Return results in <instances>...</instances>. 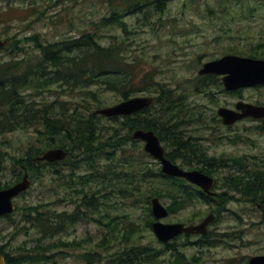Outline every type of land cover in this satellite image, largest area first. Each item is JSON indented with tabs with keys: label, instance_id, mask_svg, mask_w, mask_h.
I'll list each match as a JSON object with an SVG mask.
<instances>
[{
	"label": "rangeland",
	"instance_id": "rangeland-1",
	"mask_svg": "<svg viewBox=\"0 0 264 264\" xmlns=\"http://www.w3.org/2000/svg\"><path fill=\"white\" fill-rule=\"evenodd\" d=\"M123 2L112 0L110 5L106 0H0V15H5V19H0V41L3 42L0 62L24 56V52L19 51L22 46L34 58L38 49L28 38L35 34L42 41L54 42L64 36L87 31L95 35L102 46H112L117 51L115 57L121 63H127L125 68L128 72L136 71L138 76L152 72L155 81L162 84L161 89L170 90L183 110L190 113L182 125L172 130L181 132L183 139L190 137L194 143V154L197 158L203 157L202 162H192L191 166L181 164V158H175V161L190 168L207 164L209 174L215 178L211 188L215 199L219 203H222V197L226 200L221 207L214 201L196 200L162 218L161 222H179L186 226L197 224L212 214L214 218L208 224L207 232L210 231L209 237L217 240L200 246L193 243L199 240L198 233L181 234L172 252L170 246L159 243L152 228L146 227L149 217L146 207L133 206L129 198L115 189L114 174L102 183L92 179L86 182L89 188L84 189L89 192L95 189L98 210L104 216L103 222L108 220L109 226L100 224L94 218L97 216L96 209L80 205L77 176H74L75 180L68 177L57 180L48 168L43 178L34 180L25 192L17 196L16 207L20 208L10 216L0 217V246L11 257L24 254V250L37 252L38 248L40 255L49 257L27 264H99L96 252L102 250L98 244L103 234L110 233L111 241L106 247L113 252L119 247L118 239L122 231L126 232L132 222L134 230L131 237L137 244L141 242L158 249L159 264H182L176 259L177 253H182L189 264H247L251 256L264 254V202L251 201L226 185V180L237 170L244 176L252 170H264L262 120L246 117L225 124L218 115V109L221 106L235 108L238 101L264 106V86L229 91L219 75L205 78L208 84L204 87L197 88L196 85L208 75L198 74L204 62L227 53L253 56L250 55L252 52L248 53L249 49L264 51V0H170L164 11L152 15L127 13L120 6ZM111 8L118 12L115 15L124 25L101 24L103 17L112 16ZM259 45L261 48H258ZM79 54L78 49L69 53L73 57ZM96 83L89 87L92 93H83L79 87L56 82L51 90L33 91L36 95L29 97L37 101L35 105L53 103L55 107L62 105L64 108L82 105L91 110L122 100L120 92L108 89L103 83ZM158 91L154 87L152 92L144 89L138 95L156 96L160 94ZM94 94L100 102L93 100ZM58 101H65V104ZM96 121L106 135L110 130L105 128L112 124L120 125L107 117H99ZM122 130L125 133L126 129ZM32 137L33 128L0 135V147L4 152L0 162L1 182L12 179L13 157L24 152ZM165 139L166 136L163 144L171 150ZM147 157L157 167L160 165L154 158ZM99 162L96 160L93 164L105 172L108 160L101 158ZM79 165L74 168L78 175L89 171L97 174L93 168L89 169L90 165L85 161H79ZM71 168V163H66L60 169L69 173ZM66 180L70 182L67 186ZM160 202L165 206L170 204L168 198H161ZM37 204L43 205L42 209L49 210L52 215L65 213V229L46 236L31 222L23 220V210ZM76 210L78 214L71 215ZM83 211L87 213L86 218L81 217ZM115 225L120 226L121 231L113 230ZM187 236H190L188 240L191 244H183ZM192 255L197 258L191 259Z\"/></svg>",
	"mask_w": 264,
	"mask_h": 264
},
{
	"label": "trees",
	"instance_id": "trees-1",
	"mask_svg": "<svg viewBox=\"0 0 264 264\" xmlns=\"http://www.w3.org/2000/svg\"><path fill=\"white\" fill-rule=\"evenodd\" d=\"M106 1L112 5V0ZM122 1L124 2L120 6H123L122 9L127 13L143 12L145 15H152L164 11L170 0ZM224 11L228 13L227 9ZM112 13V16L103 17L101 24L103 26L112 23L124 25L118 15H115L118 12L112 10ZM0 19H5V15L3 17L0 15ZM28 39H31L38 49L34 58L31 57L30 52H26V47L22 46V49L20 46L19 51L24 52V56L0 62V135L18 129L33 128V137L28 147L21 155L13 157L12 179L0 181V188L21 179L25 172L29 173L32 182L43 178L47 172L46 167L55 166L56 163L39 161L37 157L50 147L62 146L69 149L66 160L74 158L71 162L72 170L69 173L56 167L50 170L57 180H63L66 177L75 180L74 176H77L80 182V190L78 189L81 195L80 205L96 209L97 216L94 218L96 217L95 219L100 224L104 223L109 226L108 220L106 223L103 222L104 216L101 210H98V196L95 189L90 192L84 189L89 188L86 182L95 179L96 182L102 183L105 179L110 180L111 174L115 175L113 185L118 192H122L124 197L129 198L133 206L146 207L149 215L146 222L148 228H151L153 221L150 200L154 196L170 200L167 206L170 214L175 210L185 208L196 200L206 203L214 201L221 207V204L226 201L224 197L221 198L222 203H219L216 197L206 195L199 187L188 183L185 179L164 175L160 166L157 167L148 159L149 155L143 152L141 143L137 139H132L131 134L134 129H152L162 140L166 136L165 140L171 146V150H167L166 155L171 160L182 158V164L187 165L203 160V157L197 158L194 154V143L189 139L190 137L183 139L181 132L172 130L182 125L186 118L190 117V113L183 110L181 103L177 101V97L172 96L170 90L161 89L162 84L155 81L152 72L147 71L141 76H138L136 71L128 72L125 68L127 63H121L120 59L115 57L114 54H117V51L112 46H102L96 40L95 35L87 31H79L78 34L64 36L54 42L42 41L37 34ZM258 48H261V45ZM74 49H78L80 54L73 57L69 53ZM249 50L251 51L248 53L252 52L250 55L264 57V51ZM205 78H215V75L202 78L203 81L200 80L197 83V88L208 84L205 83ZM56 82L71 84L74 88L79 87L83 93H87L90 86L100 82L108 89L120 92L122 99H127L144 89L152 92L154 87L158 88L160 94L154 96L153 104L141 112L108 118L113 122H119L120 125L112 124L111 127L105 128L110 130L106 135L103 134L102 126L99 123L97 125L96 121L104 116L93 113L100 106L91 110L82 105H76L77 107L74 108H64L62 105L55 107L53 103L35 105L37 101L29 97L34 94L33 91L40 93V91L51 90V86ZM96 98L94 94L93 100L100 102ZM83 100H85L84 97ZM58 102L65 104V101ZM261 120L260 131L264 133V119ZM122 128L126 129L125 133ZM0 149L2 150V153L0 151L1 162L4 152L1 147ZM101 158L108 160L105 164V172L93 164L96 160L99 162ZM81 160L90 165L89 169L96 170L97 174L94 175L89 171L78 175L74 168L80 166L79 161ZM197 168L210 173L205 163ZM65 183L66 186L70 184L68 180ZM226 185H230V188L239 191L251 201L255 199L260 203L264 202V170L262 169L249 171L246 176L231 175L226 180ZM97 190L99 192V189ZM42 207L41 204L30 205V208L23 210L22 219L31 222L46 236L62 232L65 229V213L52 215L49 210L42 209ZM77 214L76 210L71 215L76 216ZM81 217L86 218L87 213L83 211ZM67 218L70 219V215H67ZM129 225L131 226L126 229V232L122 231L118 239L119 247L113 252L110 251V247H106L111 241L110 233L103 234L98 244L99 249L102 250L96 252L99 254L97 257L99 264H159L157 260L159 250L141 242L137 244L131 237L134 230L132 222ZM121 229L116 225L113 228L116 231H121ZM209 234L210 231L199 235V240L193 243H198L200 246L212 244L217 239L209 237ZM179 237L180 235L169 245L172 252L177 246L175 242ZM189 238L190 236H187L183 244L187 242L191 244ZM0 251L6 256V264H27L49 258L46 255H40L39 248L37 252L24 250L25 253L17 257L9 256L2 250V246H0ZM175 256L182 264H189L188 259L182 253H177ZM195 258L197 257L192 255L191 259Z\"/></svg>",
	"mask_w": 264,
	"mask_h": 264
},
{
	"label": "water",
	"instance_id": "water-1",
	"mask_svg": "<svg viewBox=\"0 0 264 264\" xmlns=\"http://www.w3.org/2000/svg\"><path fill=\"white\" fill-rule=\"evenodd\" d=\"M2 44L3 42L0 41V45ZM206 73L224 74L223 82L226 89L263 84L264 59L227 54L221 58L205 62L199 69V74ZM152 101L153 97L151 96H136L122 100L111 106L99 108L96 112L106 116L129 115L149 106ZM237 108H241L242 112L239 113L230 108L221 107L218 113L223 117L225 123H232L246 115L255 117L264 116V106L238 102ZM133 137L142 139L145 142L144 149L161 161L162 170L165 173L185 177L192 183L201 186L204 191H210V188L214 184V179L196 169L184 170L177 164L168 160L164 155V149L160 140L153 130L136 129L133 132ZM65 156L66 152L58 147L45 151L40 158L48 161H56L63 159ZM29 184L30 179L25 175L22 180L15 184L0 189V215L10 213L14 210L13 198L27 189ZM152 212L157 218H161L168 213L167 209L160 203L157 197L152 199ZM213 218L214 216L210 214L201 222L186 226L182 223L167 224L161 221H155L153 223V229L161 240H167L180 232L204 233L207 230V224L213 220ZM0 264H4V256L1 252ZM248 264H264V255L251 257Z\"/></svg>",
	"mask_w": 264,
	"mask_h": 264
},
{
	"label": "bare ground",
	"instance_id": "bare-ground-1",
	"mask_svg": "<svg viewBox=\"0 0 264 264\" xmlns=\"http://www.w3.org/2000/svg\"><path fill=\"white\" fill-rule=\"evenodd\" d=\"M44 92H45V91H44ZM85 108H86V107H85ZM85 108H84V109H85ZM166 128H167V127H166ZM62 149L66 152V154L69 153V152H68V149H66V148H62ZM222 164H223V163H222ZM213 170H214V169H213ZM25 219H26V218H25ZM26 221H27V220H26Z\"/></svg>",
	"mask_w": 264,
	"mask_h": 264
}]
</instances>
